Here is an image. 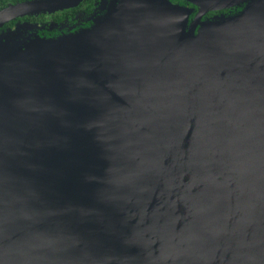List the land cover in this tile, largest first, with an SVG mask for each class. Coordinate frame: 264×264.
Here are the masks:
<instances>
[{
	"label": "water",
	"instance_id": "95a60500",
	"mask_svg": "<svg viewBox=\"0 0 264 264\" xmlns=\"http://www.w3.org/2000/svg\"><path fill=\"white\" fill-rule=\"evenodd\" d=\"M185 1L0 38V264H264V0Z\"/></svg>",
	"mask_w": 264,
	"mask_h": 264
},
{
	"label": "flooded vegetation",
	"instance_id": "af4514ba",
	"mask_svg": "<svg viewBox=\"0 0 264 264\" xmlns=\"http://www.w3.org/2000/svg\"><path fill=\"white\" fill-rule=\"evenodd\" d=\"M25 1L32 0H0V10L11 4ZM119 1L120 0H82L75 6L56 11H41L34 14L17 16L0 26V38L10 31L16 30L17 27L21 28L22 25L26 23L38 25L35 30H37L42 37H54L69 31L87 28L96 20L105 19ZM173 1L184 3L189 7H194V5L185 0ZM235 10V8L211 10L208 11L203 18L207 19L223 13L228 15ZM197 11L198 8L195 9L193 15H195ZM22 31H24L23 34L26 36L27 32L24 28H22Z\"/></svg>",
	"mask_w": 264,
	"mask_h": 264
}]
</instances>
